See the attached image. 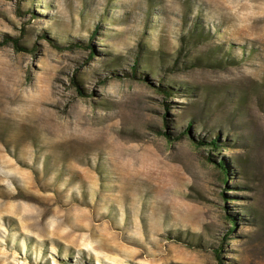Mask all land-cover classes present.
Here are the masks:
<instances>
[{"label":"rangeland","instance_id":"374dc122","mask_svg":"<svg viewBox=\"0 0 264 264\" xmlns=\"http://www.w3.org/2000/svg\"><path fill=\"white\" fill-rule=\"evenodd\" d=\"M6 36L0 264H264V0H0Z\"/></svg>","mask_w":264,"mask_h":264},{"label":"trees","instance_id":"16d2710c","mask_svg":"<svg viewBox=\"0 0 264 264\" xmlns=\"http://www.w3.org/2000/svg\"><path fill=\"white\" fill-rule=\"evenodd\" d=\"M9 41H11L13 43V45L18 49V50H22L24 49L23 46H21L19 44V40L17 37H11V36H6L5 39L3 41H0V45H3V44H6L8 43ZM216 144V140H212V144ZM221 166H223L225 168V170L227 171V167H225V162L222 161L221 163ZM235 230V226L234 225H231L229 227V231L228 232H233ZM221 251L220 250H217V253H216V256L218 257V259L220 260V262H222V257H221Z\"/></svg>","mask_w":264,"mask_h":264},{"label":"bare ground","instance_id":"6f19581e","mask_svg":"<svg viewBox=\"0 0 264 264\" xmlns=\"http://www.w3.org/2000/svg\"><path fill=\"white\" fill-rule=\"evenodd\" d=\"M23 109V108H22Z\"/></svg>","mask_w":264,"mask_h":264}]
</instances>
